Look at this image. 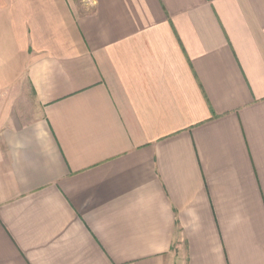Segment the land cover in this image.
<instances>
[{
	"label": "crops",
	"instance_id": "obj_1",
	"mask_svg": "<svg viewBox=\"0 0 264 264\" xmlns=\"http://www.w3.org/2000/svg\"><path fill=\"white\" fill-rule=\"evenodd\" d=\"M0 264H264V0H0Z\"/></svg>",
	"mask_w": 264,
	"mask_h": 264
}]
</instances>
